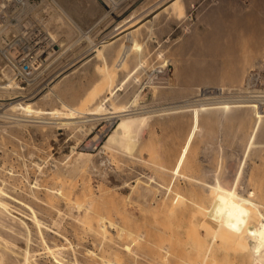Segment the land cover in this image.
I'll list each match as a JSON object with an SVG mask.
<instances>
[{
  "label": "rangeland",
  "instance_id": "374dc122",
  "mask_svg": "<svg viewBox=\"0 0 264 264\" xmlns=\"http://www.w3.org/2000/svg\"><path fill=\"white\" fill-rule=\"evenodd\" d=\"M24 1L12 5L0 0V187L3 200L16 211H0V240L10 241L14 249L2 263L23 264L22 251L28 248L38 264H58L57 247V258H76L79 264H93L92 258L99 264H192L193 243L196 258L206 256L207 264H249L245 250L264 225V120L255 137L258 145L246 153L255 108L224 106L250 101L264 110V0ZM244 16L261 20L263 28L243 30ZM215 27L236 54L261 41L258 57L249 68L246 64L237 82L223 74L230 68L228 50L220 54L207 43ZM42 30L53 36L58 51L48 49L52 53L45 60L36 55L40 62L26 75L17 62L27 50L37 51ZM128 31L141 46L116 66ZM92 45L100 53L91 51ZM154 77H161L159 83L151 82ZM26 98L33 100L31 106L17 103ZM120 107L150 116L132 154L104 146L118 119L95 149L82 150L83 140L107 122L103 115ZM93 111L96 118L87 114ZM79 151L91 156L77 169L72 160ZM239 164L243 177L237 191L244 196L252 192L261 204L244 210L232 203L235 209L226 212L225 220L219 211L224 198L210 192V186L229 187ZM60 181L62 188L56 191ZM61 193L70 200L60 198ZM27 206L42 222L40 235ZM87 206L98 220L104 217V236L95 232L89 214L84 219ZM88 219L93 228L86 225ZM194 233L198 237L192 239ZM48 245L54 248L51 253Z\"/></svg>",
  "mask_w": 264,
  "mask_h": 264
},
{
  "label": "bare ground",
  "instance_id": "6f19581e",
  "mask_svg": "<svg viewBox=\"0 0 264 264\" xmlns=\"http://www.w3.org/2000/svg\"><path fill=\"white\" fill-rule=\"evenodd\" d=\"M1 1H3V0H1ZM7 1V0H6ZM26 1V0H25ZM24 1V2H25ZM177 1V0H176ZM211 1V0H210ZM217 2V1H216ZM252 2V1H251ZM1 3V2H0ZM3 3V2H2ZM5 3V2H4ZM206 3V2H205ZM215 3V2H214ZM6 4V3H5ZM4 4V5H5ZM22 4V3H21ZM158 5V4H157ZM31 6V5H30ZM51 6V5H50ZM3 7V4H0V10H1V8ZM15 7V6H14ZM18 7V6H17ZM22 7V6H21ZM170 7H171V5H170ZM178 7V6H177ZM235 7V6H234ZM50 8V7H49ZM172 8V7H171ZM170 8V9H171ZM33 9V8H32ZM43 9V8H42ZM63 11V10H62ZM112 11V10H111ZM114 14V13H113ZM249 14V13H248ZM61 15V14H60ZM59 15V16H60ZM150 15H151V13H150ZM58 16V17H59ZM242 16V15H241ZM61 17V16H60ZM68 17V16H67ZM65 19V18H64ZM152 18H150V20H151ZM155 19V18H154ZM238 19V18H237ZM259 19V18H258ZM70 20V19H69ZM45 21V20H44ZM64 21V20H63ZM121 21V20H120ZM261 21V20H260ZM260 21H258L257 20V18H247V16H244V19H243V22H242V24H241V26H240V28L242 27L243 28V30H246V31H250V32H254V33H257L258 31H259V29L262 27V25L260 24L261 22ZM67 22V21H66ZM233 22V21H232ZM264 22V21H263ZM116 23V22H115ZM220 23V22H219ZM219 23H218V26H219ZM44 24V23H43ZM263 24V23H262ZM126 25V24H125ZM260 25H261V27H260ZM128 26V25H127ZM44 27V26H43ZM47 27V26H46ZM263 27H264V24H263ZM262 27V28H263ZM42 29V28H41ZM1 30V29H0ZM73 30V29H72ZM220 30H221V28H220ZM220 30L218 29V27H215V29H213L212 30V32H211V34H209L210 35V39H211V43L210 42H207L209 45L210 44H212L211 46H213V47H215L216 48V51L218 50V48H219V52H220V54H221V50H222V52H225V53H227L228 54V52H229V55L228 56H230L231 57V59H230V57H229V59L231 60V63H230V68H228V70H226V69H224V75H225V77L227 78L228 77V79L231 81V82H237V81H239V79H240V77H242L243 76V74H241V72L243 71V69L245 68V66H246V64H248L247 65V67L249 66V61L250 62H252L253 60L252 59H254V56L257 54L256 52H258L257 50V48H258V46L260 45V42L261 41H259V40H253L254 41V43L251 45V48H250V50L249 51H247V52H241L240 54L239 53H235L234 52V48L230 45V44H225L226 43V40L224 39V38H221L222 36H220V34H221V32H220ZM43 31V30H42ZM48 31V30H47ZM41 32V31H40ZM44 33H41V34H43L42 36H39V37H41V39L38 41V42H36L35 43V45L34 46H36V48H37V51L35 52V56L36 55H42V57H41V59L40 60H45V59H47V57H49V55H50V53H52V52H49L48 51V49H53V51L54 52H57L58 51V49H55L56 47L58 48V46H59V44H57L56 42H55V40H54V38H53V36L52 35H50V33H49V31H48V33L46 34L45 33V31H43ZM68 32V31H67ZM230 32H232L231 30H230ZM227 33V32H226ZM54 34V33H53ZM112 36V35H111ZM39 37H37L38 39H39ZM127 38H126V41L124 42V43H121L122 45H120V48H119V54L117 55V58L115 59V63H116V66H119L120 64H125L126 62H127V59H128V57H129V55H130V52H131V50L136 46L137 47V43H136V40H135V37L133 36L132 37V35L131 34H129V31H128V33H127V36H126ZM79 38V37H78ZM77 38V39H78ZM112 38V37H111ZM125 38V37H124ZM208 38V37H207ZM37 39V40H38ZM225 40L224 42L222 41V40ZM107 40H108V38H107ZM106 40V41H107ZM235 40V39H234ZM105 41V42H106ZM208 41V40H207ZM249 41V40H248ZM231 42V41H230ZM246 42V41H245ZM104 43V42H103ZM94 44V43H93ZM108 45V44H107ZM250 45V44H249ZM138 46H141L140 44L138 45ZM261 46V45H260ZM55 47V48H54ZM104 47V46H103ZM135 47V48H136ZM221 47V48H220ZM246 47V46H245ZM245 47L243 48L244 50H245ZM264 47V46H263ZM91 48V47H90ZM137 48H140V47H137ZM224 48V49H223ZM248 48V47H247ZM249 49V48H248ZM9 50V49H8ZM96 50V52L97 53H100V50H97V48H95L94 47V45H92V49H91V51H95ZM224 50V51H223ZM227 50H228V52H227ZM33 51H35V48H33V49H30V53L31 52H33ZM51 51V50H50ZM241 51V50H240ZM263 52V51H262ZM93 53V52H92ZM161 52H159V54H160ZM224 53V54H225ZM239 54V55H238ZM264 54V53H263ZM34 55H32V57H34ZM216 55V54H215ZM5 56V55H4ZM92 56H94V55H90V56H88V57H86L83 61H81L80 63H83V62H86L87 60H89ZM225 55H222V57H224ZM31 56H27V59L28 58H30ZM225 57H227V56H225ZM256 57H258V56H255V58ZM35 58V57H34ZM39 58V57H38ZM228 58V57H227ZM36 59V58H35ZM39 60V59H38ZM252 60V61H251ZM139 61V60H138ZM142 61V60H141ZM227 61V60H226ZM229 61V60H228ZM40 62V61H39ZM230 62V61H229ZM141 63V62H140ZM143 63V62H142ZM228 63V62H227ZM77 65V64H76ZM79 66H80V64H78ZM227 65V64H226ZM252 65V64H251ZM35 66H37V64L35 65ZM39 66V65H38ZM77 67V66H76ZM120 68V67H119ZM118 68V69H119ZM249 68V67H248ZM155 69V68H154ZM159 69V68H158ZM247 69V68H246ZM254 69V68H253ZM8 70H9V68H8ZM222 70V69H221ZM227 72H226V71ZM72 71V70H71ZM70 71V72H71ZM73 71H74V68H73ZM164 71V70H163ZM162 70L161 71H159V72H163ZM225 72H226V74H225ZM243 73V72H242ZM0 74H2V73H0ZM61 74V73H60ZM59 74V75H60ZM68 73L66 72V74L65 75H63V76H59V79L58 80H60L61 78H63L64 76H66ZM4 76V75H3ZM7 76V75H6ZM159 76V75H158ZM246 77V76H245ZM54 79V78H53ZM134 79H136V78H134ZM58 80H56L55 82H54V84H57L56 82L58 81ZM222 80V79H221ZM243 81V80H242ZM136 82H138L137 80H136ZM159 83V82H158ZM162 83V82H161ZM240 83V82H239ZM54 84H52V86L51 87H53L54 86ZM236 84H238V83H236ZM241 84V83H240ZM14 85V84H13ZM238 86V85H237ZM160 87V86H159ZM158 87V88H159ZM155 88H157V86L155 87ZM51 89V88H50ZM247 89V88H246ZM38 90V89H37ZM153 90V89H152ZM202 90V89H201ZM50 92H51V90H49ZM247 91V90H246ZM249 91H251V90H249ZM113 92V91H112ZM137 93V92H136ZM40 95V94H39ZM25 96V95H24ZM45 96H47V94L46 93H44L43 94V97H45ZM136 96V95H135ZM16 97V96H15ZM29 97V96H28ZM204 98V97H203ZM30 98H26L25 100H26V102H24V101H22L21 102V100H20V102H17V103H25L26 104V106H31L32 105V102H33V100H32V102H30V100H29ZM12 100V99H11ZM134 100V99H133ZM186 100V99H185ZM193 100V99H192ZM192 100H190V101H192ZM203 100V99H202ZM136 101V100H135ZM239 101V100H238ZM243 101V100H242ZM196 102V101H195ZM202 102V101H201ZM16 103V104H17ZM128 103V102H127ZM175 103V102H174ZM188 103V102H187ZM258 103V102H257ZM131 104V103H130ZM134 104V103H133ZM196 104V103H195ZM260 104V103H259ZM258 104V105H259ZM104 105V104H103ZM126 105V104H125ZM129 105V104H128ZM179 104H177V106H178ZM258 105L256 104V103H250V101L249 102H242L241 104H235V105H227V106H224L227 110L229 109H233V108H244V107H250V109H254V114H255V120H253L254 121V123H252L253 125H252V129H251V131H250V133H249V135H248V137H247V142H246V145H245V151H246V153L250 150V148L251 147H253V146H256V145H258L256 142H255V137H256V135H257V132H258V130H259V128H260V126H261V122H263L262 120H264L263 118H264V110H263V108L261 109V110H259V108H258ZM12 106H14V105H12ZM106 106V105H105ZM136 106V105H135ZM186 106V105H185ZM212 106V105H211ZM218 106V105H217ZM110 107V106H109ZM126 107H127V105H126ZM129 107V106H128ZM127 107V108H128ZM179 107V106H178ZM199 107V106H198ZM197 107V108H198ZM203 107V106H202ZM223 107V106H222ZM264 107V106H263ZM173 108V107H172ZM196 108V107H195ZM196 108V109H197ZM200 108H201V106H200ZM204 108V107H203ZM108 109V108H107ZM117 109V108H116ZM164 109V108H163ZM168 109V108H167ZM184 109V108H183ZM196 109H194L193 111H195L196 113L199 111H197ZM249 109V110H250ZM112 110V109H111ZM134 110V109H133ZM179 110V109H178ZM203 110V109H202ZM201 110V111H202ZM249 110L247 111V113L249 112ZM124 111V107H120V108H118L116 111H110V112H106V116L105 115H103L102 117L104 118V119H106L107 120V122L106 123H103V124H100L99 122H97V123H99L98 125V127H96L97 129H96V131H95V133H94V135L92 136V137H88L87 139L85 138L84 140H83V144H82V150H85V146H87L88 148L90 147L91 149H95L98 145H99V142H100V140L103 138V136L106 134V132L107 131H109V129H110V127H111V123L113 122V120H115V119H118V121H117V123H116V125H115V128L113 129V131L111 132L110 131V133L108 134V136H107V139L105 140V142H104V146H105V148L107 147V149L109 148H118V149H120V150H122L123 152H125L126 154H132V151L133 150H135V147L137 146V144L139 143V141L143 138V135H142V133H141V130L143 129V127L145 126L146 127V125H147V123H148V120H149V113H148V115L147 114H145L144 113V111H142V112H139V113H136V112H133V113H130V111H128V113H126L127 112V110H126V112H123ZM135 111V110H134ZM169 111V110H168ZM171 111V110H170ZM206 111H208V110H206ZM223 111V110H222ZM240 111V110H239ZM138 112V111H137ZM149 112V111H148ZM155 112V111H154ZM179 112V111H178ZM185 112V111H184ZM194 112V113H195ZM228 112V111H227ZM108 113V114H107ZM157 113V112H156ZM87 114H91L92 116V118L93 117H95L94 115H97L96 114V112H89V113H87ZM159 114V113H158ZM198 114V113H197ZM226 114H229V113H226ZM250 114V113H249ZM237 115V114H236ZM235 115V116H236ZM240 115V114H239ZM243 116H246V113L245 114H242ZM167 116V115H166ZM229 116V115H228ZM247 116H249V115H247ZM4 117V116H3ZM7 117V116H6ZM238 117V116H237ZM88 118H89V116H88ZM92 118H90V119H92ZM96 118V117H95ZM100 117H97V119H99ZM247 118H249V117H247ZM9 119V118H8ZM19 119V118H18ZM32 119V118H31ZM240 119H241V117H240ZM240 119H238V120H240ZM16 120H17V118H16ZM37 121L39 120V119H36ZM45 120V119H44ZM93 120V119H92ZM250 120V119H249ZM248 120V121H249ZM41 121H43V120H41ZM69 121V120H68ZM98 121V120H97ZM105 121V120H104ZM14 122V121H13ZM250 122V121H249ZM238 123V122H237ZM244 123V122H243ZM95 124V123H94ZM238 125V124H237ZM264 125V124H263ZM82 126V125H81ZM145 127H144V129H145ZM80 127H78V129H79ZM83 128V127H82ZM94 127L93 126H91L90 127V129H89V127H88V129H87V133H88V136L91 134V133H93V129ZM143 129V130H144ZM248 129V128H247ZM264 129V128H263ZM80 130V129H79ZM81 130H83V129H81ZM78 131V130H77ZM147 133V132H146ZM260 134H261V132H260ZM262 142V141H261ZM256 144V145H255ZM260 144V143H259ZM262 144H264V143H262ZM261 144V145H262ZM147 147V146H146ZM148 148V147H147ZM149 149H150V147H149ZM73 151V150H72ZM97 151V150H96ZM109 151V150H108ZM115 151V150H114ZM139 151V150H138ZM147 151V150H146ZM152 151V150H151ZM110 152H111V150H110ZM120 152V151H119ZM155 152V151H154ZM134 153V152H133ZM153 153V152H152ZM69 154V153H68ZM110 154V153H109ZM113 154V153H112ZM118 155V154H117ZM90 156H91V154L90 153H88V152H85V151H79V152H77V155L75 156V159L73 158V160H72V162L73 161H75L74 163L75 164H73V166H75L74 168H77L78 169V167H82L85 163L87 164L88 163V160H90L89 158H90ZM119 156H120V154H119ZM149 156H151V155H149ZM68 157V156H67ZM158 157V156H157ZM156 158V157H155ZM243 158V157H242ZM69 159V158H68ZM135 159V158H134ZM40 160H42V159H40ZM66 160V159H65ZM237 160V159H236ZM39 161V160H38ZM158 161V160H157ZM243 161V160H242ZM34 162V161H33ZM161 163V162H160ZM42 164V163H41ZM44 164V163H43ZM85 164V165H86ZM36 165V164H35ZM84 165V166H85ZM231 166V165H230ZM37 167V166H36ZM40 167V166H39ZM161 167V166H160ZM242 167H243V165H241V164H239L237 167H236V170H235V173H233V176H232V182L231 183H227V184H230L229 185V187H225L224 185H221V183H216L215 185L214 184H209V185H211L210 187H211V190H210V192H213V193H216V194H218V196L219 195H221L220 197L221 198H224V199H222L221 200V203H222V201L224 200V204L223 205H221V204H219V206L221 207V208H219L220 210V212L222 213V215L221 216H223V213L226 215H224L223 216V218L226 220V219H228V214H226V212L227 213H229L230 211H232V209H235L234 207H232V203L234 204H238V206L240 205V209H244V210H248V209H251V208H253L254 206H256V204H261L257 199H255V198H252V195L250 196V194L252 193V192H249L248 193V195L247 196H244L243 194H241V193H239L238 191H237V186H238V184L241 182V179H242V174H243V170H242ZM71 168V167H70ZM69 168V169H70ZM73 167H72V170L71 171H75V169H74ZM74 169V170H73ZM154 169V168H153ZM156 169V168H155ZM66 171V170H65ZM71 171H70V173H71ZM61 172V171H60ZM225 172V171H224ZM69 173V174H70ZM73 173V172H72ZM61 174V173H60ZM64 175V174H63ZM56 176V175H55ZM51 177H53V176H51ZM59 177V176H58ZM63 177V176H62ZM61 177V178H62ZM65 177V176H64ZM225 177V176H224ZM223 177V178H224ZM61 180V179H60ZM69 180V179H68ZM222 180V179H221ZM56 181H58V179H56ZM65 181V180H64ZM138 181H139V179H138ZM231 181V180H230ZM33 182V181H32ZM136 182H137V180H136ZM141 182V181H140ZM144 182V181H143ZM142 182V183H143ZM225 182H227L226 180H225ZM37 183V182H36ZM66 183V182H65ZM213 183H215V182H213ZM222 183H224V182H222ZM35 184V183H34ZM62 182L60 181L59 182V184H57L56 186L57 187H55V189L57 188V190L56 191H60V188H62ZM207 184V183H206ZM36 185V184H35ZM224 186V187H223ZM228 186V185H227ZM239 187V186H238ZM3 188V187H2ZM1 187H0V211L1 212H6V213H8V214H10L11 213V211H15V210H13L12 209V205L10 206L9 205V203H7L5 200H3V196L2 195H4L5 194V192H3V189H2ZM54 188V187H53ZM151 188V187H150ZM55 189H53V190H55ZM88 189V188H87ZM134 189V188H133ZM142 189H143V187H142ZM141 189V190H142ZM51 190V189H50ZM53 190H51L52 191V193H53ZM138 190V189H137ZM144 190V189H143ZM146 190V189H145ZM148 190V189H147ZM64 191V190H63ZM109 192V191H108ZM242 192V191H241ZM55 193V192H54ZM57 193H60V192H57ZM7 195V194H6ZM61 195V197L60 198H66V199H69L68 198V196L66 197L63 193H61L60 194ZM64 195V196H63ZM210 195V194H209ZM7 196H9V195H7ZM223 196V197H222ZM75 199V198H74ZM90 199V198H89ZM65 200V199H64ZM70 200V199H69ZM66 201V200H65ZM68 201V200H67ZM69 203H70V201H68ZM88 202V201H87ZM67 203V202H66ZM90 203V202H89ZM217 203V202H216ZM86 204H88V203H86ZM85 204V205H86ZM234 204V205H235ZM236 205H235V207H236ZM90 206H92V203H91V205ZM237 206V207H238ZM27 207H29V210L31 209L30 208V206H27ZM87 207H89V206H87ZM93 207V206H92ZM84 208V207H83ZM90 208V207H89ZM55 209V208H54ZM94 209H97L96 207H94ZM217 209V208H216ZM215 209V210H216ZM255 209V208H254ZM73 210V209H72ZM90 210V212L89 211H87V208H86V210H84L86 213H85V215H83V217H85L84 219H87L86 218V216L89 214V219L91 220V221H94V225H96V226H94L95 228H94V230H95V232L97 233V232H99L98 234L100 235V236H104L105 235V232L107 233L108 231L107 230H105L104 231V229H105V225L107 224L106 222H104L103 220H102V218H104V217H101V220H98L97 219V213H94L95 211H93L92 210V212H91V208L89 209ZM98 210V209H97ZM96 210V212H98ZM207 210V209H206ZM214 210V211H215ZM243 210V211H244ZM253 210V209H252ZM211 211H212V209H211ZM219 211H218V213H219ZM229 211V212H228ZM16 212V211H15ZM31 217H29V218H31V221L33 222V224H35V226H37V230H39V235H40V233L44 230L43 228H42V222L39 220V218H37V216H36V213H35V210L34 209H31ZM245 212V211H244ZM18 213V212H17ZM59 213V212H58ZM221 213H219V214H221ZM233 213V212H232ZM246 213V212H245ZM14 213L12 212V215H13ZM206 214V213H205ZM208 214V213H207ZM206 214V215H207ZM213 215H214V213H212ZM230 214H231V212H230ZM11 215V214H10ZM17 215V214H16ZM16 215H13L12 217H14V218H18ZM109 215V214H108ZM209 215H211V214H209ZM98 216H99V214H98ZM221 216L219 217V218H221ZM246 217V216H245ZM261 217V216H260ZM82 218V217H81ZM108 218V216L106 217V219ZM207 217H205V218H203V219H206ZM222 218V219H223ZM232 218V217H231ZM264 218V217H263ZM83 219V220H84ZM88 219V223L86 224V225H88L89 224V220ZM109 219H111V217L109 218ZM215 219V218H214ZM213 219V220H214ZM221 219V220H222ZM20 220V219H19ZM112 220V219H111ZM209 220H210V218H209ZM219 220V219H218ZM1 221V220H0ZM77 221V220H76ZM91 221H90V223H91ZM23 222V221H22ZM54 222V221H53ZM108 222V221H107ZM201 222V221H200ZM204 222V221H203ZM228 222V221H227ZM24 223V222H23ZM46 223V222H45ZM81 223H83V222H81ZM106 223V224H105ZM212 223H213V221H212ZM218 223V222H217ZM57 224V223H56ZM85 224V223H84ZM201 224V223H200ZM203 224V223H202ZM209 224V223H208ZM48 225V224H47ZM90 225V224H89ZM88 225V226H89ZM92 225V224H91ZM89 226V227H92V226ZM32 226V225H31ZM217 226V225H216ZM215 226V227H216ZM52 227H54V226H52ZM87 227V226H86ZM107 227V226H106ZM195 227H197V225L195 226ZM210 226H208V228H209ZM212 227V226H211ZM210 227V228H211ZM30 228V227H29ZM41 228L43 229L42 231H41ZM93 228V227H92ZM194 228V227H193ZM192 228V229H193ZM198 228V227H197ZM209 228V229H210ZM260 232H261V236H257L258 238L254 241V243H252V245L250 246V247H248L247 246V249L245 250V252H246V254H247V257H248V260L250 261V263L249 264H264V262H263V259H261V257L262 256H264V225L262 224L261 226H260ZM26 229V228H25ZM206 229V228H205ZM215 229V228H214ZM259 229V228H258ZM36 230V231H37ZM50 230V229H49ZM93 230V229H92ZM162 230V229H161ZM46 231V230H45ZM210 231H211V229H210ZM44 232V231H43ZM42 232V233H43ZM192 232H193V230H192ZM209 232V231H208ZM207 232V233H208ZM215 232V231H214ZM213 232V233H214ZM28 233H29V231H28ZM101 233V234H100ZM199 233V232H198ZM197 233V234H198ZM211 233V232H210ZM195 234V233H194ZM194 234H192V239L193 238H197L198 236H197V234H195L196 235V237H194L195 235ZM255 234V233H254ZM97 235V234H96ZM107 235V234H106ZM109 235V234H108ZM210 235H212V234H210ZM204 236V235H203ZM40 237H42V236H40ZM44 237V236H43ZM52 237V236H51ZM61 237V236H60ZM200 237V236H199ZM212 238V237H211ZM26 239V238H25ZM27 239L29 240V238L27 237ZM42 239V238H41ZM45 239V238H44ZM27 240V241H28ZM43 240V239H42ZM211 242H209V245L211 244V246L210 247H212L213 246V242H214V239L212 238L211 240H210ZM10 242V241H9ZM7 240H5V239H2V240H0V263H2L4 260H7V258H8V252L9 253H12L13 255H14V249L11 247V245L9 246L8 245V243H9ZM44 242V241H43ZM19 243V242H18ZM67 244H68V242H67ZM56 245V244H55ZM69 245V244H68ZM46 246V245H45ZM70 246V245H69ZM97 246V245H96ZM19 247V246H18ZM26 247H27V245H26ZM60 247V246H59ZM67 247V246H66ZM196 247L197 246H195V244H193L192 243V264H207L206 262V256L203 258V259H197L196 258ZM244 247H245V244H244ZM13 250H12V249ZM30 248V247H29ZM46 248H48V250H49V253H51L50 251H53L54 250V248H55V250H56V248L57 247H54L53 248V250H51V248L49 247V245L46 247ZM45 248V249H46ZM62 248V247H61ZM60 248V249H61ZM246 248V247H245ZM13 251H11V250ZM20 249V248H19ZM31 249V248H30ZM163 249H165L166 251H167V249H168V247L166 246V245H164L163 246ZM22 250V249H21ZM20 250V251H21ZM53 251L55 254H56V256H57V253H56V251ZM98 250V249H97ZM11 251V252H10ZM19 251V252H20ZM24 252V255L23 256H21V257H23V261H22V259H21V261L23 262V264H38L37 262H35L32 258H30V256H32V255H30L29 254V249L27 248V249H25L24 251H22V253ZM59 252H61V251H59ZM248 252V253H247ZM17 253V252H16ZM38 253V252H37ZM53 253V254H54ZM75 253V252H74ZM93 253V252H92ZM12 254H11V256H12ZM31 254H33V253H31ZM76 254V253H75ZM95 254V253H94ZM94 254H93V256H94ZM16 255H20L19 253L18 254H16ZM74 255V254H73ZM34 256V255H33ZM53 256V255H52ZM55 256V258H54V256H53V258H54V260L58 263V264H79L78 263V261L76 260V258H73V259H71V258H69V260H63L62 258H57ZM91 257H93L92 255H90ZM96 256V255H95ZM99 256H102V255H99ZM38 257V256H37ZM61 257V256H60ZM71 257V256H70ZM246 257V258H247ZM18 258V257H17ZM97 258V257H96ZM13 260V259H12ZM16 260V259H15ZM18 260V259H17ZM19 261V260H18ZM248 261V262H249ZM92 262H93V264H95V259L94 258H92ZM96 263H98V262H96ZM210 262H208V264H209ZM212 263V262H211ZM3 264V263H2ZM10 264V263H9ZM15 264H16V262H15ZM82 264V263H81ZM89 264V263H88ZM99 264V263H98ZM213 264H214V262H213Z\"/></svg>",
  "mask_w": 264,
  "mask_h": 264
},
{
  "label": "built area",
  "instance_id": "2783aa9c",
  "mask_svg": "<svg viewBox=\"0 0 264 264\" xmlns=\"http://www.w3.org/2000/svg\"><path fill=\"white\" fill-rule=\"evenodd\" d=\"M9 1L12 5H14V4L22 2L23 0H9ZM34 54H35V51L30 53V50H27V52L23 53V55L19 58L17 63L19 64V70L22 73H25L26 75H30L36 70L35 65L38 63L39 60L37 57H35ZM32 55H34L36 59L32 57ZM24 56H31L32 63L30 62L31 60L29 58L27 60L23 59ZM159 73L160 72L157 70V74ZM159 80H161V77L160 78L154 77L153 81L151 80V82L157 83L159 82Z\"/></svg>",
  "mask_w": 264,
  "mask_h": 264
}]
</instances>
